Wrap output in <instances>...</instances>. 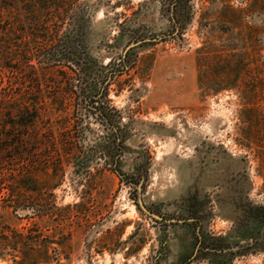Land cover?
<instances>
[{
    "label": "rangeland",
    "instance_id": "rangeland-1",
    "mask_svg": "<svg viewBox=\"0 0 264 264\" xmlns=\"http://www.w3.org/2000/svg\"><path fill=\"white\" fill-rule=\"evenodd\" d=\"M73 1L90 12L88 59L102 74L123 72L109 84L113 108L99 113L78 108L63 74L39 67L38 128L56 137L62 171L45 187V150L25 143L22 208L0 182V264H186L202 236L233 254L195 264H264V249L238 251L261 236L252 208L264 204V0L52 2ZM34 3L11 13L14 27L39 15ZM8 23H0V100L25 88L16 59L34 45ZM81 126L85 168L69 150ZM115 137L123 151L109 153L123 176L101 154Z\"/></svg>",
    "mask_w": 264,
    "mask_h": 264
},
{
    "label": "trees",
    "instance_id": "trees-1",
    "mask_svg": "<svg viewBox=\"0 0 264 264\" xmlns=\"http://www.w3.org/2000/svg\"><path fill=\"white\" fill-rule=\"evenodd\" d=\"M52 1L35 0L33 9L39 15H36L37 17L30 21L21 18V20H18V25L26 27L21 26L19 28V26H13L10 15L12 12H16L18 15L21 13L20 7L22 6L23 8V5H21L23 0H0V23H8V20H10L9 23L12 25L8 26L11 27V30L14 28L15 32L19 33L27 31L30 40L34 42L31 47L32 51L25 49V53H22L24 55L23 58L16 59L19 64H22V68H20L25 73L21 74L24 82H20L22 85L26 84L25 88L19 92L15 88L10 87L9 91L4 94L3 100H0V154L9 153L0 162V169L7 163L12 165L9 168V173L1 175L0 182L11 187L10 201L14 202L16 209L22 208L24 200L22 194L23 178L20 172L22 170L21 163L26 158L25 143L27 141L40 144L45 150L43 161H41L43 168L41 171L45 176V187L56 186L60 181L59 174L62 171L59 164L56 163L59 162L57 160H60V156H62L57 150L56 137L51 132H41V129L38 128V123L41 119L40 110L43 108L37 96V94H40L39 89H41L39 67L55 69L63 74L69 81H72L70 83L72 90L79 96L78 108L94 109L99 111V113L106 107L113 108L108 99L109 84L116 75H120L123 72V69L118 71L116 68H109L102 74V72H99L100 67L96 65V61L91 62L88 59L85 37L86 21L90 17V12L87 8L82 7L83 2L76 3V1H73L69 4L55 6ZM37 5H39L41 11L35 9ZM39 39L43 40L41 47L37 45V40ZM0 51L2 52V49ZM33 58L37 63L32 62ZM101 68L105 69V66L102 65ZM30 72L33 76L28 75ZM76 76H79L77 84L74 83V80L77 79ZM83 118L85 117H80V122ZM78 133L81 138H78L77 135L69 137V144L73 146V148L69 147V150L73 158L76 156L79 166L85 168L90 158V152L84 143L81 142V139H83L82 135L85 134L83 126L78 128ZM110 145L115 146L118 149L117 151L121 152L123 151V141L115 137L112 144L101 145L106 150V153L109 154V156L108 154L105 155V151L102 152L101 150V154L106 158L105 160L109 161L107 162L108 165L119 176H123L120 169V156L116 158L110 155ZM30 153H33V151L30 150ZM3 163L4 165L1 166ZM252 209L255 225L259 224L261 236L256 238L251 236V240L245 246L239 245L238 251L245 247L257 250L264 249V204L255 205ZM216 239L223 240V237H216ZM205 242L202 236L199 240L200 244L197 252L190 255L186 264H195L196 261L205 258L209 261H214L218 256L226 255L227 253L233 254V252H228L225 247L211 246ZM205 248H208V257H206V254L205 257L203 255ZM179 263L182 264V261Z\"/></svg>",
    "mask_w": 264,
    "mask_h": 264
}]
</instances>
